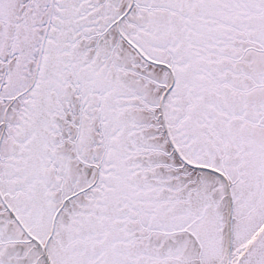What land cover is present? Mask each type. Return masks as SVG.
<instances>
[{"label":"snow or ice","instance_id":"obj_1","mask_svg":"<svg viewBox=\"0 0 264 264\" xmlns=\"http://www.w3.org/2000/svg\"><path fill=\"white\" fill-rule=\"evenodd\" d=\"M0 264H264V0H0Z\"/></svg>","mask_w":264,"mask_h":264}]
</instances>
